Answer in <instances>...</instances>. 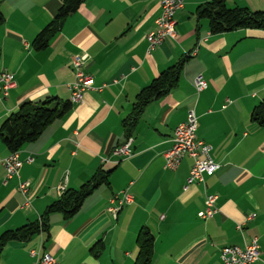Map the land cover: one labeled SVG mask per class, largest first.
I'll use <instances>...</instances> for the list:
<instances>
[{"label": "crops", "instance_id": "0c3cea01", "mask_svg": "<svg viewBox=\"0 0 264 264\" xmlns=\"http://www.w3.org/2000/svg\"><path fill=\"white\" fill-rule=\"evenodd\" d=\"M208 1L185 0L175 15L177 37L148 53L146 37L161 0H84L40 50L33 41L62 0H0V72L8 69L16 80L0 98V128L24 103L71 101L76 54L87 53L85 71L96 85L106 84L86 91L81 102L21 147L20 177L7 178L0 167V235L37 220L60 197V185L79 189L99 169L111 170L109 182L95 188L74 216L50 214L49 237L44 232L8 241L0 264H36L30 251L38 248L51 252L56 264H134L144 226L155 237L151 264H224V246L253 237L259 239L260 259L250 264H264V126L252 120L264 99V29L212 33L209 19L197 16L198 6ZM227 4L264 10V0ZM186 56L177 86L145 106L131 135L132 152L113 154L128 138L123 121L138 93ZM199 75L208 81L200 92ZM190 109L198 115V137L213 145L221 167L207 177L206 187L185 189L192 158L172 170L165 167V153ZM10 153L0 135V156ZM19 180L30 181L29 207L22 205ZM123 189L134 201L114 219L107 208ZM207 192L218 195L219 212L202 219L198 212Z\"/></svg>", "mask_w": 264, "mask_h": 264}, {"label": "trees", "instance_id": "16d2710c", "mask_svg": "<svg viewBox=\"0 0 264 264\" xmlns=\"http://www.w3.org/2000/svg\"><path fill=\"white\" fill-rule=\"evenodd\" d=\"M84 0H62L55 18L35 37L34 48H46L50 38L60 29L65 18L77 11ZM199 18L209 19L212 33L228 32L239 28L264 29V10H252L249 7H230L227 0H210L197 8ZM188 56L167 67L149 85L137 95L132 112L123 121L127 137L135 130L138 120L151 101L169 93L177 86ZM53 102H56L53 104ZM72 107L70 100L57 97L47 98L39 103H24L17 111L11 113L2 123L0 135L10 152L19 151L21 147L38 138L43 130L57 118L65 115ZM252 120L264 126V99L252 111ZM111 170L99 169L92 178L79 189H66L64 194L51 203L41 217L15 229H7L0 235V252L10 240L25 241L38 233H47L49 237L52 212H62L65 218L74 216L84 200L92 191L104 182H109ZM155 237L147 226L139 230L137 244L139 254L134 264H151L154 254Z\"/></svg>", "mask_w": 264, "mask_h": 264}, {"label": "built area", "instance_id": "2783aa9c", "mask_svg": "<svg viewBox=\"0 0 264 264\" xmlns=\"http://www.w3.org/2000/svg\"><path fill=\"white\" fill-rule=\"evenodd\" d=\"M185 6V0H161V12L155 20V27L147 34V52L151 53L159 47L166 39H175L176 13ZM197 49L191 52L195 54ZM89 55L87 53L76 54L72 57L74 79L68 83L71 103L81 102L83 95L88 90H103L106 84L96 85L94 76L85 71L84 66ZM16 86L14 73L8 69L0 72V95L8 96L11 89ZM208 86V81L203 75H199L195 80L197 91H201ZM213 145L198 137V115L194 109L187 113L186 120L180 122L174 129L172 144L165 153V167L175 170L185 156H190L193 163L185 185V189L194 184L206 187L207 177L213 175L221 166L212 156ZM132 152L131 142L116 148V154L129 155ZM28 161H33L29 157ZM21 159L19 151L11 152L5 157H0V167L6 172L7 178L19 176ZM25 188L27 182H22ZM64 188V187H63ZM62 188V189H63ZM27 189V188H26ZM115 205L110 206L109 211L116 217L119 210L125 204L133 201L128 190L117 192L114 197ZM218 195L212 193L205 194V207L198 212L202 219H210L218 212ZM164 216V215H163ZM162 216V217H163ZM241 228V226H239ZM31 254L37 257L36 264H56V260L49 252L39 253L32 249ZM221 260L224 264H250L260 259V243L258 237H253L244 245H227L220 251Z\"/></svg>", "mask_w": 264, "mask_h": 264}, {"label": "rangeland", "instance_id": "374dc122", "mask_svg": "<svg viewBox=\"0 0 264 264\" xmlns=\"http://www.w3.org/2000/svg\"><path fill=\"white\" fill-rule=\"evenodd\" d=\"M196 80V79H195ZM16 87V86H15ZM14 87V88H15ZM13 88V89H14ZM196 88V87H195ZM12 90V89H11ZM197 90V89H196ZM204 90V89H203ZM202 91V90H201ZM198 92H200V91H198ZM10 94V93H9ZM8 94V95H9ZM7 97V96H6ZM6 97H3L2 95H0V98L1 99H5ZM186 120V119H185ZM183 122V121H182ZM199 127V126H198ZM129 142H131V144H132V138H131V136H129L128 138H127V140L125 141V142H123L122 144H120V145H118V146H116L114 149H113V154H115V155H117L116 154V148H118L119 146H123V145H125V144H127V143H129ZM9 155V154H8ZM0 157H5V156H0ZM186 157V156H185ZM184 157V158H185ZM188 157H190V156H188ZM183 158V159H184ZM182 159V160H183ZM103 160L105 161V160H107V158L106 157H104L103 158ZM193 161V160H192ZM117 162V161H116ZM182 162V161H181ZM193 163V162H192ZM181 164V163H180ZM179 167V166H178ZM177 167V168H178ZM176 168V169H177ZM20 170V169H19ZM190 173V172H189ZM5 174H6V172H5ZM215 174V173H214ZM213 174V175H214ZM189 176V175H188ZM212 176V175H211ZM15 177H20V174H19V176H15ZM210 177V176H209ZM188 178V177H187ZM22 182H27L28 184L26 185V187L25 188H22ZM186 182H187V179H186ZM198 185H200V184H198ZM64 187V188H63ZM27 188V189H26ZM63 188V189H62ZM123 190H128V189H123ZM19 191L23 194V196H24V201H23V206H25V207H29V206H31V200H32V198H31V184H30V181L29 180H19ZM66 191V187H65V185H60L59 186V189H58V192L60 193V197L64 194V192ZM128 192H129V194H131V196H132V198H133V201H134V196H133V194L128 190ZM212 194H214V193H212ZM115 195H116V193L111 197V199H110V204H109V206H108V208H107V210L109 211V208H110V206H113V205H115V202H114V197H115ZM132 201V202H133ZM131 202V203H132ZM130 203V204H131ZM204 203H205V201H204ZM126 205H129V204H125V205H123V207L119 210V212L117 213V216L115 217L110 211H109V213L114 217V219H116L117 217H118V215H119V213H120V211L126 206ZM163 216V215H162ZM161 216V217H162ZM41 217V216H40ZM39 217V218H40ZM164 217V216H163ZM38 218V219H39ZM35 250H37L39 253H43V252H49V251H42L40 248H38V249H35ZM49 253H51V252H49ZM30 254H31V251H30ZM52 254V253H51ZM32 255V254H31ZM53 255V254H52ZM33 256V255H32ZM33 257H36V256H33ZM53 257L55 258V260H56V263H57V259H56V257L53 255ZM36 261H37V257H36Z\"/></svg>", "mask_w": 264, "mask_h": 264}]
</instances>
